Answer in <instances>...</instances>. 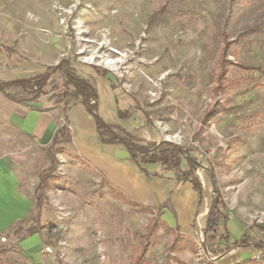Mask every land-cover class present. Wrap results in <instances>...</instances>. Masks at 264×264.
<instances>
[{"label":"rangeland","instance_id":"374dc122","mask_svg":"<svg viewBox=\"0 0 264 264\" xmlns=\"http://www.w3.org/2000/svg\"><path fill=\"white\" fill-rule=\"evenodd\" d=\"M256 25L259 32L251 30ZM222 31L230 42L226 79L235 83L215 95ZM6 45L16 52L0 50V81L39 74L66 58L95 87L104 120H115L118 105L130 111L128 125L140 136L191 149L206 183L199 211L214 194L206 174L212 168L230 233L228 242L206 250L198 215L192 250L184 239L175 242L176 232L161 222L163 210L113 196L65 141L72 101L56 70L36 101L25 104L52 110L63 125L51 146L14 131L11 102L0 93V152L32 200L23 220L0 230V264H132L137 256L143 264L248 257L264 264V251L232 245L242 234L264 243V0H0V46ZM215 101L226 109L202 125ZM40 178L49 185L42 195Z\"/></svg>","mask_w":264,"mask_h":264},{"label":"crops","instance_id":"0c3cea01","mask_svg":"<svg viewBox=\"0 0 264 264\" xmlns=\"http://www.w3.org/2000/svg\"><path fill=\"white\" fill-rule=\"evenodd\" d=\"M3 96L11 102L7 113L10 114L9 121L13 125L14 131L21 133L40 146H51L54 135L63 126L58 125L56 118H54V112L25 106L26 103L33 104L37 98L20 102L4 94ZM97 106L99 107L98 94ZM117 109L123 110L115 105V120L108 123L125 128L143 141H160L151 136H140L138 126L131 127L128 125L127 120L131 116L130 111L129 117L121 119L117 115ZM65 115L70 134V140L67 142H70L73 158L97 171L107 186H112L121 191L133 205H143L146 208H151L147 205L157 206L163 210L161 222L176 227L184 235H192L196 225L195 219L198 215L205 226L209 206H206L205 210L199 211L202 200L198 204V193L189 181L176 182L173 171L163 169L157 163L138 165L130 159L123 144L102 142L98 136L93 115L80 101L77 100L67 105ZM181 165L185 167V161H182ZM144 170L149 174H146ZM169 171L172 174H169ZM206 174L210 182L208 172ZM205 185L206 183L203 182V192ZM210 186L212 187L211 182ZM31 206V197L28 190L22 187L21 177L11 166L9 157L0 152V230L7 228L15 220H23Z\"/></svg>","mask_w":264,"mask_h":264},{"label":"trees","instance_id":"16d2710c","mask_svg":"<svg viewBox=\"0 0 264 264\" xmlns=\"http://www.w3.org/2000/svg\"><path fill=\"white\" fill-rule=\"evenodd\" d=\"M251 30L254 32H259L260 26H253ZM221 36L223 39V46L217 61L218 69L216 73V85L213 87L215 95L224 92L229 85L235 83L233 80L226 79V74L228 71V67L226 65V56L230 47V42L227 40V34L224 31L221 32ZM0 50H5L8 53L16 52L10 46H0ZM56 70H60L65 78V84L68 88H70L67 93L69 96L68 99H71L72 102L77 100L80 101L93 115L96 130L102 142L123 144L128 151L130 159L138 165L157 163L160 164L163 169L172 170L176 182L181 183L189 181L191 183L193 189L198 193V204L201 203L203 198V187L195 171L197 168L201 167L202 164L195 156L191 155V149L181 144L163 139L158 142L143 141L125 128L106 122L97 112V92L95 87L89 80L77 74L75 68L70 65L68 59L62 58L58 63L47 66L45 71L30 77L0 81V92L13 100L20 102L34 100L39 96L40 93H42L43 87L49 80L50 75ZM8 88H20L21 91L20 93H11L7 91ZM224 109L226 108L223 102L215 101L213 106L209 107L204 112L200 123L202 125L209 124V121L214 118L217 113ZM117 115L119 118L125 119L130 116V113L127 110L123 111L117 109ZM60 131L61 128H59L54 135L53 144L58 141V135ZM65 137V141L70 140V134L68 131L66 132ZM182 161H185V167L181 165ZM207 172L210 178L212 189L214 190V194L211 198L207 211L205 226L202 229V244L206 250H208V247H212L221 240L225 242L229 241V232L226 227V222L228 220L226 203L218 188L214 170L211 168L208 169ZM145 173L149 174L146 171ZM48 186L49 185L42 178H40V182L37 185L36 190L40 193V195H42L43 191L47 189ZM108 189L110 193L116 198L132 203L129 198H127L126 195H124L121 191L115 189L112 186H108ZM134 205L140 209H147L143 205ZM162 223L166 228L176 232L177 238L175 242L184 239L190 249H195L191 236L181 234L178 229L167 225L163 221ZM232 245L242 247L252 246L254 249H257L261 252L264 251V243L261 240H251V238L245 234H242L237 240H234ZM132 264H143L141 256H137ZM234 264H261V262L255 258L248 257Z\"/></svg>","mask_w":264,"mask_h":264},{"label":"built area","instance_id":"2783aa9c","mask_svg":"<svg viewBox=\"0 0 264 264\" xmlns=\"http://www.w3.org/2000/svg\"><path fill=\"white\" fill-rule=\"evenodd\" d=\"M175 136H173V138H174ZM165 140H167V141H174L173 139H171V138H165Z\"/></svg>","mask_w":264,"mask_h":264},{"label":"bare ground","instance_id":"6f19581e","mask_svg":"<svg viewBox=\"0 0 264 264\" xmlns=\"http://www.w3.org/2000/svg\"><path fill=\"white\" fill-rule=\"evenodd\" d=\"M205 210V209H204ZM204 212V211H203ZM204 214V213H203Z\"/></svg>","mask_w":264,"mask_h":264}]
</instances>
